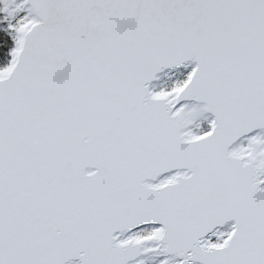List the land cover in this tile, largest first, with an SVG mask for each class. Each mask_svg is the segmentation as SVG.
I'll return each mask as SVG.
<instances>
[{"label":"snow or ice","instance_id":"snow-or-ice-1","mask_svg":"<svg viewBox=\"0 0 264 264\" xmlns=\"http://www.w3.org/2000/svg\"><path fill=\"white\" fill-rule=\"evenodd\" d=\"M0 264H264V0H0Z\"/></svg>","mask_w":264,"mask_h":264}]
</instances>
